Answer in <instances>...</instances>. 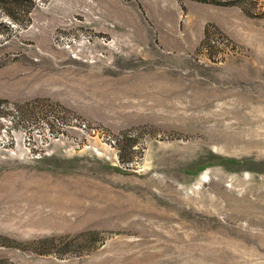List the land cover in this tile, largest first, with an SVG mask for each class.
<instances>
[{"label":"rangeland","instance_id":"1","mask_svg":"<svg viewBox=\"0 0 264 264\" xmlns=\"http://www.w3.org/2000/svg\"><path fill=\"white\" fill-rule=\"evenodd\" d=\"M0 264H264V0H0Z\"/></svg>","mask_w":264,"mask_h":264}]
</instances>
